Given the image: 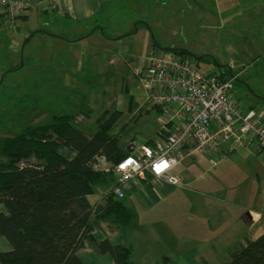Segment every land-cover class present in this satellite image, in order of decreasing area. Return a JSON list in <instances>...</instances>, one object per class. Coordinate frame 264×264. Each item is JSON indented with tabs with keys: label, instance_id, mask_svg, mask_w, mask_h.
<instances>
[{
	"label": "rangeland",
	"instance_id": "374dc122",
	"mask_svg": "<svg viewBox=\"0 0 264 264\" xmlns=\"http://www.w3.org/2000/svg\"><path fill=\"white\" fill-rule=\"evenodd\" d=\"M100 26L105 35L96 29L76 43L51 39L42 44L35 38L13 45L11 36L8 42L0 41V142L29 126L48 123L54 115L76 116L77 122L83 121L80 127L92 134L98 129V117L109 115L108 110L123 111L113 128L120 129L123 145L158 140L159 114L148 104L135 74L153 49L163 54L168 53L163 48H181L208 56L210 61L193 58L202 73L233 72V101L246 110L264 107V0H199L194 9L188 0H130ZM142 107L150 111L138 116ZM214 158L215 167L206 158L180 165L176 172L183 175L184 187L168 204L174 206L170 215L142 213L130 226L145 225L151 231L156 230L154 223L166 238L171 235L164 223L173 216L178 218L173 223L182 229L190 218L217 210L224 223L221 204L229 207V223H224L228 228L219 233L220 228H209L213 236L220 239L227 233L229 240L236 227L245 237L252 230L244 219L249 210L263 213V221L255 227L263 226L264 152L239 147L224 158ZM227 246H219L220 264L229 261Z\"/></svg>",
	"mask_w": 264,
	"mask_h": 264
},
{
	"label": "trees",
	"instance_id": "16d2710c",
	"mask_svg": "<svg viewBox=\"0 0 264 264\" xmlns=\"http://www.w3.org/2000/svg\"><path fill=\"white\" fill-rule=\"evenodd\" d=\"M168 53L190 60L199 70L187 50ZM196 58L210 61L208 56ZM222 73L225 78L231 76L228 71ZM153 109L159 112L155 106ZM149 111L142 107L137 115ZM108 112L98 117L94 134L82 129L79 124L83 121L77 122L76 116L54 115L48 123L2 139L0 205L7 213H0V237L9 242L11 250L0 251V264H83L77 253L99 222L119 230L138 218V212L115 199L112 191L98 206L92 207L87 199L114 180L102 161L115 166L132 154L128 144L121 142L120 129L113 130L123 111ZM159 134L163 136L161 131ZM61 148L74 152L75 157L68 159ZM98 248L117 264H135L130 260V246L106 239ZM229 257L225 264H264V233L255 240L247 239L245 245L230 251Z\"/></svg>",
	"mask_w": 264,
	"mask_h": 264
},
{
	"label": "built area",
	"instance_id": "2783aa9c",
	"mask_svg": "<svg viewBox=\"0 0 264 264\" xmlns=\"http://www.w3.org/2000/svg\"><path fill=\"white\" fill-rule=\"evenodd\" d=\"M0 3L5 11V30H16L28 2L0 0ZM135 74L148 96V104L159 109L157 122L163 138L140 146L130 143L132 154L115 166L102 161L105 171L114 174L117 185L112 192L119 199L124 198L121 185L129 181L138 183L146 174L179 186L181 178L176 169L198 155L206 156L215 167V155L224 158L239 147L255 145L264 152V107L243 110L231 99L232 81L236 77L224 81L221 71L206 75L190 60L157 50ZM246 216L250 229L263 218L262 213L254 210Z\"/></svg>",
	"mask_w": 264,
	"mask_h": 264
},
{
	"label": "crops",
	"instance_id": "0c3cea01",
	"mask_svg": "<svg viewBox=\"0 0 264 264\" xmlns=\"http://www.w3.org/2000/svg\"><path fill=\"white\" fill-rule=\"evenodd\" d=\"M26 1L29 5L20 19L18 28L11 32L6 31L4 28L5 11L3 5L0 3V41L8 42L9 39L7 37L11 36L10 40L13 45H19L21 42L26 43L35 38H39L42 44L52 42L51 39L54 40L53 42L66 41L67 43H76L94 34L96 29H99L102 35H105V28L100 29L101 21L119 12L130 0ZM198 1L188 0V3L194 9ZM143 64L141 62V65ZM225 70L219 71L225 72ZM229 73L231 76L234 75L233 72L229 71ZM231 99L233 100L232 97ZM243 110L246 109L243 108ZM94 133L96 132L92 134ZM162 138V136H159L158 140H151L150 143L153 144ZM122 144H124V141ZM247 149H256V146L252 145ZM60 151L68 159L75 157V153L67 148H61ZM199 158H206L208 160L206 156L198 155L191 163L197 162ZM177 169L176 171H178ZM176 174L182 181L183 175L177 172ZM116 185L117 183L114 179L109 187L100 188L95 194L88 196L87 199L90 205L94 207L103 204L104 195L107 192L113 191ZM173 187L146 174L144 177L139 178L138 183L129 181L121 185L124 198L119 199L115 195V199L121 200L129 209L137 211L139 216L142 213H146L148 216V214L155 210V216L158 218L161 217L160 213H165V216L171 214L174 206L168 204L178 198V194H180L178 189L183 188L184 185L182 186L180 183L179 186ZM174 210L177 212L176 208ZM220 210L226 216L224 223H229L227 220L229 207H223L221 204ZM0 213H7V209L3 205H0ZM246 215L244 217L245 222H247ZM201 218H203V225L202 220H200ZM177 219V217L173 216L165 220L164 225L171 235L170 237L166 235V238L160 234L157 225L154 223H152V226H155L156 230L149 231L147 228L150 227H146L145 225L130 226V224L119 230H110L108 223L99 222L92 236L85 241L84 248L77 255L83 264H117L112 256L102 255L99 251L98 243L108 239L115 245L130 246L132 249L130 260L135 264H163L165 259L168 260V264H220L217 262L216 257L219 254V246L225 247L228 243L226 249H228L229 257V252L239 245H245L247 239L255 240L264 233V225L256 228L261 224L262 219L252 230L249 228L252 232H248L245 237L242 231L240 232L235 227L231 239L226 240L228 239L227 233L219 239L212 235V229L210 230L209 228H220L216 231L219 233L222 230L226 232L228 226L223 223L224 216L221 213L218 214L217 210L209 215H204L202 212V214L198 215V219L190 218L188 226L182 229L179 224L173 223ZM207 219H209V222H204ZM237 223L239 226V222ZM206 225L209 227H206ZM182 226H185V224ZM218 240H221L223 244L218 245L216 242ZM10 250L11 245L9 242L5 238L0 237V251L7 252Z\"/></svg>",
	"mask_w": 264,
	"mask_h": 264
},
{
	"label": "water",
	"instance_id": "95a60500",
	"mask_svg": "<svg viewBox=\"0 0 264 264\" xmlns=\"http://www.w3.org/2000/svg\"><path fill=\"white\" fill-rule=\"evenodd\" d=\"M166 51L167 52H173V53H178L180 50L179 49H171V48H169V49H166ZM192 57H195L193 54H190ZM129 151H130V153H132L133 152V148H129Z\"/></svg>",
	"mask_w": 264,
	"mask_h": 264
},
{
	"label": "flooded vegetation",
	"instance_id": "af4514ba",
	"mask_svg": "<svg viewBox=\"0 0 264 264\" xmlns=\"http://www.w3.org/2000/svg\"><path fill=\"white\" fill-rule=\"evenodd\" d=\"M101 29V28H100ZM166 49H169V48H164L163 50L164 51H166ZM177 49H181V48H177ZM186 50V49H185ZM190 54H193L195 57H192V56H190L191 58H194V59H196V60H198L199 58H196V57H198V56H196L194 53H192V52H190L189 50H187ZM211 58V57H210Z\"/></svg>",
	"mask_w": 264,
	"mask_h": 264
}]
</instances>
